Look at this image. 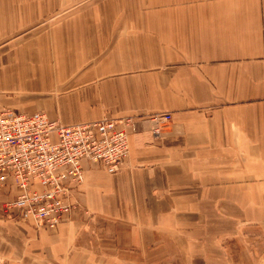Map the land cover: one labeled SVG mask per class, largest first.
<instances>
[{"label": "crops", "instance_id": "1", "mask_svg": "<svg viewBox=\"0 0 264 264\" xmlns=\"http://www.w3.org/2000/svg\"><path fill=\"white\" fill-rule=\"evenodd\" d=\"M64 2L0 0V111L137 130L120 171L83 162L56 229L9 211L19 192L0 184V264H256L264 0Z\"/></svg>", "mask_w": 264, "mask_h": 264}, {"label": "built area", "instance_id": "2", "mask_svg": "<svg viewBox=\"0 0 264 264\" xmlns=\"http://www.w3.org/2000/svg\"><path fill=\"white\" fill-rule=\"evenodd\" d=\"M129 130H137L131 120L104 117L66 126L42 112L1 110L0 184L11 180L19 192L7 209L32 217L37 227L56 229L80 206L83 162L120 171L130 155Z\"/></svg>", "mask_w": 264, "mask_h": 264}, {"label": "rangeland", "instance_id": "3", "mask_svg": "<svg viewBox=\"0 0 264 264\" xmlns=\"http://www.w3.org/2000/svg\"><path fill=\"white\" fill-rule=\"evenodd\" d=\"M105 2L106 3V7L108 2H111V0H72V4L70 6H67L68 8L71 7L73 8L72 10L75 11V10H79V9H82V8H95L97 7V3L98 2ZM63 3H68V2H64V0H62V4ZM127 3V2H126ZM123 6V4H121ZM59 10V9H58ZM263 237H262V234L260 233V260H257L256 261V264L260 263V264H264V248H263ZM233 250L235 251L237 248V244H235V242H233ZM263 248V249H262ZM241 259L238 258V257H235L234 258V261L236 264H248L246 262H241L240 261ZM239 262V263H238Z\"/></svg>", "mask_w": 264, "mask_h": 264}]
</instances>
